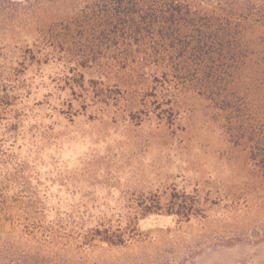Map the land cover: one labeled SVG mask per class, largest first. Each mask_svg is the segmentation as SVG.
<instances>
[{
	"label": "rangeland",
	"instance_id": "1",
	"mask_svg": "<svg viewBox=\"0 0 264 264\" xmlns=\"http://www.w3.org/2000/svg\"><path fill=\"white\" fill-rule=\"evenodd\" d=\"M20 1L0 0L5 66L39 27ZM106 74L25 76L0 129V264H264V168L221 113L172 84L97 96Z\"/></svg>",
	"mask_w": 264,
	"mask_h": 264
},
{
	"label": "trees",
	"instance_id": "2",
	"mask_svg": "<svg viewBox=\"0 0 264 264\" xmlns=\"http://www.w3.org/2000/svg\"><path fill=\"white\" fill-rule=\"evenodd\" d=\"M62 1L17 3L39 27L14 63L0 62V129L33 67L63 60L71 72L94 68L120 78L89 79L97 96H146L156 84L192 88L221 113L231 141L264 168V0ZM78 75L75 81L84 80Z\"/></svg>",
	"mask_w": 264,
	"mask_h": 264
}]
</instances>
